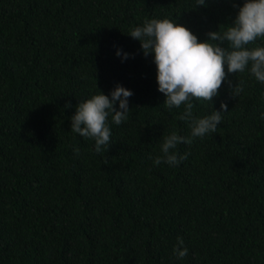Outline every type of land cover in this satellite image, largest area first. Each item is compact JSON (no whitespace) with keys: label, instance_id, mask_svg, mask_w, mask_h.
Instances as JSON below:
<instances>
[{"label":"trees","instance_id":"1","mask_svg":"<svg viewBox=\"0 0 264 264\" xmlns=\"http://www.w3.org/2000/svg\"><path fill=\"white\" fill-rule=\"evenodd\" d=\"M244 2L0 0V264H264V84L230 73L211 102L193 100L196 117L228 111L215 133L177 146L186 160L157 166L163 135L190 128L128 34L167 18L205 41ZM229 79L244 82L239 96ZM117 85L133 92L130 111L120 125L109 115L100 154L71 116Z\"/></svg>","mask_w":264,"mask_h":264},{"label":"clouds","instance_id":"2","mask_svg":"<svg viewBox=\"0 0 264 264\" xmlns=\"http://www.w3.org/2000/svg\"><path fill=\"white\" fill-rule=\"evenodd\" d=\"M205 2L196 0V5H204ZM128 34L141 42L145 56L154 54L158 90L166 97L164 105L169 110L183 105L180 119L187 122L190 128L189 136L179 135L175 131L163 135L161 154L154 158L157 166L166 163L176 167L186 160L189 154H179L175 151L177 146L182 143L191 145L194 138L215 133L222 121V113L228 111L227 103L222 102V111L215 110L210 115L196 117L193 114V100L211 102L219 95L230 73L248 71L256 81L264 84V47H248L255 44L258 38H264V0H245L232 25L222 32H209V39L205 41H200L186 26L167 18L145 20L142 26L135 27ZM117 55H121V52L117 51ZM127 56L125 53L124 58ZM243 83L233 84L232 80H228L233 97L243 91ZM132 95L131 90L117 85L111 97L100 91L80 102L71 116V131L85 139H93L95 151L104 153L111 144L108 117L111 114L116 125L125 122L130 111L129 97ZM74 152L78 154L79 148H75ZM183 245V238L178 236L173 248L178 259L188 254L187 247Z\"/></svg>","mask_w":264,"mask_h":264}]
</instances>
